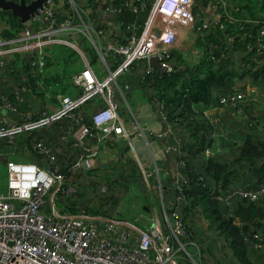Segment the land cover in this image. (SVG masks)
<instances>
[{"label":"trees","instance_id":"1","mask_svg":"<svg viewBox=\"0 0 264 264\" xmlns=\"http://www.w3.org/2000/svg\"><path fill=\"white\" fill-rule=\"evenodd\" d=\"M153 1H135L125 6V0H106L123 6L117 15L122 22L123 35L129 33L131 24L144 23ZM197 2L202 4L207 0ZM248 2L250 0H228L229 5L238 7V11H233L237 18L256 16V8L261 4L249 5ZM135 6L137 11L133 10ZM103 7V0H85L86 13L94 26L100 22L105 25L101 16ZM223 22V28L213 25L198 30L194 44L199 53L196 61H190L184 53L173 49L170 71H146L147 63L140 60L117 79L123 95V91L133 85L143 90L147 100L162 107L166 123L172 130L170 142L177 148L174 153L179 160L177 171L184 181L178 182L171 173L160 181L152 175L147 176L129 155L128 149L115 144L112 150L114 161L104 165L111 172L104 177L108 182L106 191L115 189L116 192L98 197V206H87L84 211L115 216L114 211L124 202L121 216L135 220L140 215L148 216L152 206L159 204L161 196L169 214L179 211L187 235L182 238L201 250L202 254L193 256L202 264H264V194L256 199L232 194L235 190L256 192L264 186V55L258 56L254 52L258 32L255 25L241 21ZM24 26L18 17L0 10V36L13 37ZM124 42V39L118 40V44ZM84 49L94 61L95 52L86 46ZM42 58V71L34 54H15L6 60L5 65H0V105L5 100L13 105L5 114L0 110V128L8 127V119L3 121V115L11 117L17 125L24 124L28 121L23 117L26 113L31 114L29 120H34L42 116V112L48 114L58 104L56 97L59 94H71L70 90L74 88L71 77L82 69L78 53L66 45H51L44 49ZM245 80L249 82L248 88L254 89H250L234 107L228 105L232 110L227 111L228 118L222 107L206 111L209 106L218 107L219 98L233 88H239L240 81ZM125 85L128 86L126 89ZM76 91L78 94L82 92L79 88ZM120 97L122 99L121 93ZM99 102L93 107L95 99H90L76 114L88 124V113L103 106L102 101ZM119 115L124 114L119 112ZM69 126L76 130L72 117L63 116L18 132L13 137L0 135L2 186L6 181V161L15 156L41 167H50L48 164L52 160V167L66 176L64 188L74 187L68 181L80 169H73L71 164L85 153V149L75 144L72 135L62 139ZM216 137L220 138L219 141ZM93 141L89 139L87 146ZM37 142L49 149L53 159L35 147ZM90 168L84 173H92ZM179 187L183 196L177 199ZM76 193L77 190L74 192L73 189L71 193L56 194L55 201L62 212L83 210L72 198ZM78 198H82L80 193ZM107 203L112 205L110 211L106 208ZM136 222L142 226L144 220L138 218ZM208 230L221 240L205 241L203 237ZM172 264L191 263L180 257Z\"/></svg>","mask_w":264,"mask_h":264},{"label":"built area","instance_id":"2","mask_svg":"<svg viewBox=\"0 0 264 264\" xmlns=\"http://www.w3.org/2000/svg\"><path fill=\"white\" fill-rule=\"evenodd\" d=\"M76 1L82 7L86 34L97 42L96 46L100 50H104L105 63L111 66H107L109 76L102 79L96 76L90 65L93 62L92 57L84 49L85 45L81 44L82 50L76 52L81 58L82 69L71 77V84L75 91L79 88L82 92L78 94L76 91L73 95L59 94L56 97L58 104L48 114L42 112V116L29 120L31 114L26 113L23 117L28 121L24 124L17 125L11 117L3 115V121L8 119V127L0 128V135L13 137L18 132L39 127L63 116L72 117L77 126L76 130L74 126H69L62 139L72 135L76 140L75 144L85 149V153L71 164L73 169L85 170L92 167L99 147H103L107 141L121 138L127 142L132 136L146 131L138 121L133 127L125 128L114 92L119 91L124 102L127 101L117 79L127 73L134 62L140 60L147 63L146 71L154 70L148 65L150 57H158L167 67L166 72L170 71L171 52L177 49L178 43V34L173 29L176 23L191 32L193 43L199 29L213 25L223 28V20L255 25L258 32L257 48L254 52L258 56L264 55V0H258L261 5L256 16L242 18L233 14V11H238V7L232 6L231 9L228 0H207L206 3L202 2L205 6L197 0H154L144 23L131 24L127 35L122 34V22L117 18L123 6L103 0L101 16L105 25L100 22L94 26L86 13L88 8H85V0ZM135 1L143 3L142 0H125L124 5ZM74 2L75 0H45L38 12L13 37L0 36V65H5L6 60L15 54H34L42 71L44 49L51 45H68L71 42L68 31L74 30L72 19L75 11L78 13ZM66 4L72 5L74 11L66 8ZM133 10L137 11V6ZM78 17L80 18L79 13ZM64 36L69 39H64ZM119 39H124L125 42L118 44ZM93 51L95 52L94 49ZM193 53L196 58L192 61H196L199 57L198 50L194 49ZM109 85H113V90L109 89ZM127 87L125 85L124 89ZM248 94L249 92L233 88L219 98L220 107L209 106L206 111L212 112L228 105L234 107ZM92 98L102 101L103 106L88 113L87 124L76 111ZM155 105L162 122L165 123L156 136L170 138L172 130L166 123L162 107ZM12 106L5 100L0 105V110H4L5 114L12 110ZM89 139L94 141L87 146ZM35 147L53 158V154L41 142H37ZM176 149L170 141L166 143L165 152L173 153L175 159L170 173L179 182L184 179L177 171L179 160L175 158ZM50 164L51 162L48 165ZM158 171L160 169L156 172H144L160 181L162 177ZM66 180V176L56 168L41 167L15 156L6 161V181L3 186L0 177V264H172L177 258L189 259L190 256L194 258L192 255L199 254V248L192 242L187 244L198 248L194 253L169 249L171 244H179L183 248L178 237L184 233V229L179 211L174 210L169 214L163 197L160 196L159 204L152 206L148 216L137 217L144 220L143 225L139 226L137 219L127 217L92 214L84 210L76 213L62 212L55 196L59 192L73 191L70 186L64 188ZM235 193L243 198L256 199L258 195L264 194V186L256 192L235 190L232 194ZM182 196L179 187L177 199Z\"/></svg>","mask_w":264,"mask_h":264},{"label":"rangeland","instance_id":"3","mask_svg":"<svg viewBox=\"0 0 264 264\" xmlns=\"http://www.w3.org/2000/svg\"><path fill=\"white\" fill-rule=\"evenodd\" d=\"M259 3L260 2L258 0H250V2H248L249 5H253V4L259 5ZM202 4L204 6L206 5L204 3H202ZM73 5L78 10L80 18L78 17L77 11H75V13H74L75 17L72 19V24L74 26V30L68 31L71 35L70 38L72 40H71V42H69L70 45L68 44L69 46L68 45H66V46L71 47L75 51L80 50L81 44H84L89 49H92V50L94 49L95 54L93 56L95 58H94V61L92 63L90 62V65H91L93 71L97 74L96 76L99 79L105 78V77L109 76V71H108V67H107L109 63L108 64L105 63V58H103L104 57V54H103L104 50L103 51L100 50L96 46L97 42H95L94 39H91V37H89L86 34V31L84 30V25H83L85 19L83 17V11H82L81 5L76 0H75ZM229 6L231 7V9H233L231 5H229ZM65 7L74 11L72 5L66 4ZM258 8H256V9H258ZM83 19H84V21H83ZM176 21L174 23H176ZM175 26L176 27L173 29H174L175 33L178 34V37H177L178 43L176 44L177 45L176 48L179 51H181L182 53L186 52V54L188 56V53H190V51L194 50V44H195V42L193 43V41H192L191 32H188V30H185L184 26L180 25V23H176ZM189 31H191V30H189ZM184 55H185V53H184ZM172 61H173V59H171L170 63ZM173 64H174V62H173ZM109 66H110V64H109ZM11 82L12 81H8V83H11ZM132 86H130L129 89L123 91L124 95L128 101L127 103L124 102L123 99H121L119 91H116V93H115L117 100L119 101V99H120V101H119L120 104H118L120 114L126 115L128 108L130 106V109L137 116L138 112H139L138 111L139 108L142 106V104L146 103V101H147L146 95L142 94L143 90L139 87H135V86L132 87ZM248 86H249V82L246 80L240 81V83L238 85L239 88L244 89L246 92L250 91V89H251V87L248 88ZM109 89L113 90V85H109ZM73 90L76 93L75 89H73ZM64 94H67V93H64ZM98 101L99 100H95V103L92 106L96 107L100 103ZM222 110L226 111V113H227V111L229 113L232 111L231 107H229V106L222 107ZM4 112L5 111L3 110V113ZM226 113H225V115H226ZM229 113H227V115L225 116L226 118H228ZM239 116H241V115H239ZM127 119H128V117H127ZM130 119L132 120L131 117H130ZM227 122L230 125V123H231L230 118L228 119ZM141 123H142V121H141ZM216 139L219 141L220 138L218 139V137H216ZM122 144L124 145L123 141H122ZM51 159H53V158H51ZM114 159H115V156L111 152L108 144H106V147H99L97 158L93 162V165L91 167L92 169L90 168L92 173H90V174L86 173L85 174L84 171L86 169L85 170L80 169V170H77L78 171L77 175H75L72 179H69L70 181H68V183L71 185L73 184L74 187H72V188L74 189V192L77 190V193L74 194L72 196V198L74 201H76V204L79 206V208L84 210L87 206L97 207L98 205L96 204V200L98 197H107L106 195H109L112 192H116L115 189H112L111 192L106 191V185H108V182H107L106 178L104 177L105 174H110V172H111L104 165L111 164V162L114 161ZM52 165H54V162L51 160V164L49 166L51 168H53ZM58 167L60 168L59 165H58ZM53 169H55V167ZM72 181H73V183H72ZM79 193L82 196L81 199L78 198ZM124 205H125L124 202H122V205H118V207L116 208L117 210L114 211L113 215L121 216V211H122ZM106 206H107L106 208L110 211L109 206H112V205L111 204L109 205L107 203ZM121 217L124 218L127 216H121ZM127 218H129V217H127ZM161 220H162V215H161ZM182 234H183V237H187V235L182 232L181 234H179V237H178L181 239L180 241H181V244L183 245V248L179 244H177V245L171 244L169 246V249H173V250L177 249L178 251L179 250H186L188 252L194 253L196 251V249H198V248L196 246L189 247L187 245V243L189 241H186L185 239H183ZM215 235L216 234H214L212 231L208 230L207 232H205V235L203 238L205 241L207 240L208 242H213V241L219 242L221 239L219 240V238H217ZM170 243H172V242H170ZM197 252L199 254H202L201 250H199V249ZM190 257H189V262L191 264H202L203 263V262L201 263L199 258H197V257L196 258L191 257L192 260L190 259Z\"/></svg>","mask_w":264,"mask_h":264},{"label":"crops","instance_id":"4","mask_svg":"<svg viewBox=\"0 0 264 264\" xmlns=\"http://www.w3.org/2000/svg\"><path fill=\"white\" fill-rule=\"evenodd\" d=\"M63 38L69 39L65 36ZM183 53H185V56L190 61L196 58L193 51H190L188 56L186 52ZM70 92L72 95L74 94L73 90H70ZM138 111V115L136 116L129 106L126 115L121 116L125 121V128L129 129L133 127L136 121H138L140 125L146 128V131L142 134L132 136L130 140H127V142L123 141L124 145L122 144V139L120 138L117 141H107L103 147H106V144H112V147L109 146L111 152L114 149L115 144H119L121 147H126L129 155L138 162L139 167L143 171L156 172L157 169H160L158 174H160V177L164 178L173 170L175 162L173 153L167 154L165 152L166 143L170 141V138H159L156 136V133L161 131L163 128V122L154 103L147 100L146 103L142 104Z\"/></svg>","mask_w":264,"mask_h":264},{"label":"water","instance_id":"5","mask_svg":"<svg viewBox=\"0 0 264 264\" xmlns=\"http://www.w3.org/2000/svg\"><path fill=\"white\" fill-rule=\"evenodd\" d=\"M44 1L31 0L27 3L26 0H0V10L10 12L13 16L19 18L20 23L25 24L43 6ZM148 65L160 72H166L167 70V67L162 64L158 57H150Z\"/></svg>","mask_w":264,"mask_h":264}]
</instances>
